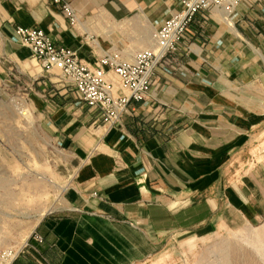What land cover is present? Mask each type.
Returning a JSON list of instances; mask_svg holds the SVG:
<instances>
[{
	"label": "crops",
	"instance_id": "obj_1",
	"mask_svg": "<svg viewBox=\"0 0 264 264\" xmlns=\"http://www.w3.org/2000/svg\"><path fill=\"white\" fill-rule=\"evenodd\" d=\"M67 1L80 14L98 10L90 0ZM110 1L99 7L104 17L120 19L121 7L133 6ZM243 3L228 19L219 12L206 24L198 18L174 62L159 71L148 100L133 104L132 115L106 131L74 91L46 80L29 49L9 41L16 27L39 28L90 64L110 52L132 60L142 49L111 50L118 40L106 36L103 20L97 34L88 22L72 29L49 0H0V39L10 58V65L0 60V81L11 62L40 71L33 104L67 141L74 162L62 204L42 218L15 264L163 260L155 257L163 235L264 217V148L257 144L264 136V0ZM249 151H263L261 161ZM238 156L249 162L238 163Z\"/></svg>",
	"mask_w": 264,
	"mask_h": 264
},
{
	"label": "rangeland",
	"instance_id": "obj_2",
	"mask_svg": "<svg viewBox=\"0 0 264 264\" xmlns=\"http://www.w3.org/2000/svg\"><path fill=\"white\" fill-rule=\"evenodd\" d=\"M130 1L133 6H127L131 10L122 6L125 15L120 19L101 15L99 7L110 0H90L98 10L87 14L77 11V14L95 34L103 20L106 36L117 38L119 45L122 44L120 48L116 42L110 49L131 53L149 48L154 31L172 14L178 0ZM147 29L150 38H147ZM95 37L86 35L91 41ZM9 42L13 48L18 44L27 48L15 34ZM100 47L108 48L102 43ZM0 60L10 65L1 39ZM27 60L36 63L31 57ZM23 65L11 62L12 69L0 81V251L22 247L42 218L60 207L73 181L74 168L70 165L74 162L67 141L58 138L51 122L33 104V92L40 89L33 83L37 77L41 79L40 71L31 73ZM46 80L67 84L61 81L58 71ZM74 104L76 111L80 110L79 101ZM257 144L260 149L264 148V136L258 138ZM249 152L256 161H261L263 151ZM235 160L241 164L249 162L246 157L238 156ZM220 224L223 225L200 232L163 235L155 257L164 259L152 261L153 256L140 264H264V217L253 222Z\"/></svg>",
	"mask_w": 264,
	"mask_h": 264
},
{
	"label": "built area",
	"instance_id": "obj_3",
	"mask_svg": "<svg viewBox=\"0 0 264 264\" xmlns=\"http://www.w3.org/2000/svg\"><path fill=\"white\" fill-rule=\"evenodd\" d=\"M77 29L79 18L71 2L49 0ZM244 0H178L174 11L152 35V46L137 51L132 60L122 54H104L96 63L81 59L73 49L58 45L51 34L39 28L16 27L19 42L31 51L33 59L50 75L59 72L65 86L75 92L78 100L91 114L94 123L105 130L114 128L132 115L133 104L146 102L151 95L159 71L167 70L174 62L180 46L186 41L190 26L198 20L202 24L212 19L213 12L222 15L237 13ZM34 238L42 242L40 235ZM25 244L19 249L0 251V264H15Z\"/></svg>",
	"mask_w": 264,
	"mask_h": 264
},
{
	"label": "bare ground",
	"instance_id": "obj_4",
	"mask_svg": "<svg viewBox=\"0 0 264 264\" xmlns=\"http://www.w3.org/2000/svg\"><path fill=\"white\" fill-rule=\"evenodd\" d=\"M244 4V3H243ZM242 4V5H243ZM242 7V6H241ZM76 10V9H75ZM235 14V13H234ZM234 14H232V15H234ZM222 15V14H221ZM232 15H222V16H224L225 18H227L228 19V17H231ZM78 18H79V16H78ZM164 21V20H163ZM79 22H80V19H79ZM230 23V22H229ZM79 24V23H78ZM146 34H147V38H150L149 37V34H150V32H149V29H147V31H146ZM24 46H26V45H24ZM27 47V46H26ZM28 48V47H27ZM29 49V48H28ZM111 129H113V128H111ZM110 129V130H111ZM109 131V130H108Z\"/></svg>",
	"mask_w": 264,
	"mask_h": 264
}]
</instances>
